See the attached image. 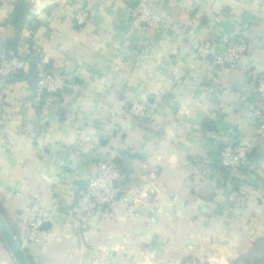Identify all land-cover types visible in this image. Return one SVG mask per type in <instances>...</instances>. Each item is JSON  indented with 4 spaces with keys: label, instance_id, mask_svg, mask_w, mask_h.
<instances>
[{
    "label": "crops",
    "instance_id": "crops-1",
    "mask_svg": "<svg viewBox=\"0 0 264 264\" xmlns=\"http://www.w3.org/2000/svg\"><path fill=\"white\" fill-rule=\"evenodd\" d=\"M17 1L0 0V51L30 62L0 78V211L19 242L37 209L48 214L31 264H264V108L250 82L264 75V0H144L159 17L148 32L130 23L139 0H73L92 7L83 26L55 0H25L19 28ZM236 36L249 50L214 81V53ZM40 59L77 89L35 108ZM135 97L151 117L127 116ZM241 140L258 142L247 166L220 167L219 147ZM106 156L123 192L83 227L76 181ZM0 264H17L1 234Z\"/></svg>",
    "mask_w": 264,
    "mask_h": 264
},
{
    "label": "built area",
    "instance_id": "built-area-1",
    "mask_svg": "<svg viewBox=\"0 0 264 264\" xmlns=\"http://www.w3.org/2000/svg\"><path fill=\"white\" fill-rule=\"evenodd\" d=\"M54 5L59 19L68 18L75 26H83L91 18L92 7L90 4L77 5L73 0H55ZM158 20L159 17L155 9L144 0H139L130 10V23L136 30L148 32L157 24ZM248 50V38L243 36L231 38L222 50L214 53L213 64L216 75L213 80L217 81V77L226 70H235ZM29 62V57L14 50L0 51V78L4 80L24 71ZM33 63L35 64L36 88L32 105L35 108H40L49 95L73 92L77 89L75 81L67 78L62 72L46 68L41 59L34 60ZM250 82L260 98L261 108H264V75L253 73L250 75ZM5 107V91L0 87V115H4ZM261 108L255 110L257 115L262 114ZM126 114L135 120H143L151 117L152 111L148 109L147 101L143 97H135L130 101ZM257 144L258 142L254 140L223 144L219 147L216 156L218 165L227 170L244 168L248 164L249 155L253 153ZM124 177L123 168L114 160L113 156L101 159L96 169L87 174L85 178L88 180V185L76 206L81 217V226L84 227L87 219L92 215L103 213L111 215L123 192L121 181ZM128 194L136 196L137 192L129 191ZM48 221V214L43 209H37L30 217L25 240L20 242L24 251L33 245L43 243L41 229Z\"/></svg>",
    "mask_w": 264,
    "mask_h": 264
},
{
    "label": "water",
    "instance_id": "water-1",
    "mask_svg": "<svg viewBox=\"0 0 264 264\" xmlns=\"http://www.w3.org/2000/svg\"><path fill=\"white\" fill-rule=\"evenodd\" d=\"M77 189L75 191V196L73 199V206L76 207L79 199L81 198L82 192L86 189L88 185V180L86 178L79 179L76 181ZM0 234L4 239L7 247L9 248L11 254L15 258L17 264H31L27 254L20 245V242L15 235L13 228L11 227L9 221L5 218L3 213L0 211Z\"/></svg>",
    "mask_w": 264,
    "mask_h": 264
},
{
    "label": "trees",
    "instance_id": "trees-1",
    "mask_svg": "<svg viewBox=\"0 0 264 264\" xmlns=\"http://www.w3.org/2000/svg\"><path fill=\"white\" fill-rule=\"evenodd\" d=\"M30 4L27 3L25 0H18L15 11L11 16L10 23L16 26L17 28L20 27L21 23L26 17V13L28 12ZM13 47L9 44L5 45L4 51H10ZM14 50V49H13ZM252 154V153H251Z\"/></svg>",
    "mask_w": 264,
    "mask_h": 264
}]
</instances>
